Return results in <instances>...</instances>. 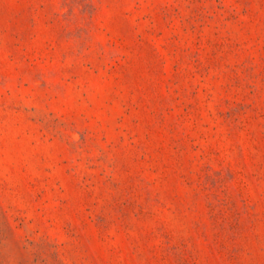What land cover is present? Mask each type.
<instances>
[{"label":"rangeland","instance_id":"374dc122","mask_svg":"<svg viewBox=\"0 0 264 264\" xmlns=\"http://www.w3.org/2000/svg\"><path fill=\"white\" fill-rule=\"evenodd\" d=\"M0 264H264V0H0Z\"/></svg>","mask_w":264,"mask_h":264}]
</instances>
